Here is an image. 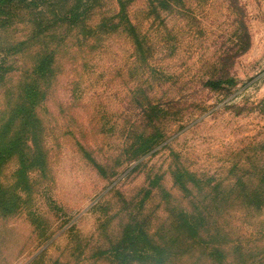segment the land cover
Returning <instances> with one entry per match:
<instances>
[{
    "label": "rangeland",
    "instance_id": "obj_1",
    "mask_svg": "<svg viewBox=\"0 0 264 264\" xmlns=\"http://www.w3.org/2000/svg\"><path fill=\"white\" fill-rule=\"evenodd\" d=\"M74 4L0 6V264H264V0Z\"/></svg>",
    "mask_w": 264,
    "mask_h": 264
},
{
    "label": "trees",
    "instance_id": "obj_2",
    "mask_svg": "<svg viewBox=\"0 0 264 264\" xmlns=\"http://www.w3.org/2000/svg\"><path fill=\"white\" fill-rule=\"evenodd\" d=\"M28 0H0V6H7L14 3H26ZM95 1L97 0H74V7L72 8L71 18L73 21H78L84 14L90 15L93 10L96 9ZM128 1L129 0H114L116 4V12L111 16L109 22H113V20H117V23L112 25L108 23H103L101 26L106 28L111 27L114 31L118 30L120 27H123L129 33H136V26L130 20L128 14ZM153 6L154 11L157 10V5L162 6L165 9H171L173 6H179L183 3V0H148ZM106 20V19H105ZM54 62V57L51 55H45L36 65L34 75L36 77V81L39 78L48 77V75L52 71V64ZM35 81V80H34ZM236 84L235 79L229 74H225L221 78H209L204 80L203 86L209 90H217L223 89L226 86H234ZM36 83H33V88L29 89V96L32 91H35ZM24 120H28V116H23ZM23 143V142H22ZM15 143H12L11 150L13 149ZM147 241V242H146ZM141 245L142 248H141ZM146 245L151 247V250L144 248ZM120 251L122 253H126L127 251H132L133 254H139L141 258H149V259H158L161 258L162 251L159 246L154 243V240L149 236V234L144 231V229H140L130 235L123 241L122 246L120 247Z\"/></svg>",
    "mask_w": 264,
    "mask_h": 264
}]
</instances>
